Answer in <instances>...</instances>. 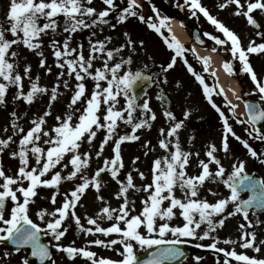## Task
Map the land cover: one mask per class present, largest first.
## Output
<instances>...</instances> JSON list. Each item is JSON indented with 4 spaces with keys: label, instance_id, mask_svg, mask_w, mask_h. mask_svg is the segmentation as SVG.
Segmentation results:
<instances>
[{
    "label": "snow or ice",
    "instance_id": "1",
    "mask_svg": "<svg viewBox=\"0 0 264 264\" xmlns=\"http://www.w3.org/2000/svg\"><path fill=\"white\" fill-rule=\"evenodd\" d=\"M188 5L192 14L195 15L197 11L203 13L205 17L215 25L227 40L221 39L219 36L211 35V39L218 45L226 44L231 41V52L234 57L237 56L243 63V71L251 74V79L256 83V90H258L261 100H264V82H261L253 70L248 61V54L264 52V42L256 43L250 41L247 49L241 46L239 36L228 27L225 26L217 17L210 14L208 8L202 5L201 0H184ZM103 3L108 7L97 12V9L88 6L91 4V0H10L9 10L5 21L0 22V77L7 83L0 82V104L5 102V94L9 85H16L18 92L16 94L17 99L23 98L28 103L33 102L37 94L48 93L49 89L46 86H41L39 76L32 80L30 89L25 92L23 90V77L19 72L15 71L14 61H10L9 55L13 58L18 56L16 51H10L13 45L22 43L30 50L40 48L39 38L47 30L51 29L55 31L58 27L57 17L63 15L65 17L64 32L74 33L81 28H89L98 23H107L105 19L108 17L109 12L116 8L114 0H103ZM236 5L235 15H243L246 17L249 25L255 26L257 29L261 28V25L252 15L253 10L260 9L264 11V0H223L219 4L221 9L231 5ZM139 7L137 0H127V7L120 10L118 21L123 22L129 15L137 16L136 8ZM95 17L91 20V24L86 22L85 17ZM43 18L44 23H40ZM141 21H145L143 15H139ZM170 17L165 16L160 19L159 26L152 20L151 17L147 18L148 26L154 29L156 32L161 33L162 28H167V31L171 33ZM5 24L8 26L6 27ZM115 27V25H112ZM7 33H10L14 38H8ZM95 35V33H93ZM127 35V33H125ZM205 35H210L205 33ZM256 35L264 41V31H257ZM72 37L68 35L64 38L62 46L58 41H52V47L54 48V56L57 58L58 66L63 69L67 68L68 75H74L78 83L75 85L74 94L71 97L69 108H72L82 97L85 96L86 86L84 80L86 77H90L95 81L94 89L91 92L90 97L85 101L86 106L81 111L76 121H73V113L67 112L64 117L58 116L56 119L59 123L53 128L55 136H52L49 132H43L42 125L45 123L44 117H38L34 120L33 127L29 128L26 134L22 135L19 144V152H13L12 156H19L20 167L18 169L17 176L6 175L3 167L0 166V178H3V183L0 185V240L10 241L15 246V251L19 252L22 247L30 246V256L38 258L42 264L43 262L52 258L50 251V245L41 242V234L50 233L53 239L57 242L67 232V228H62V223L69 215V209H74L76 202L81 198V195L91 185L99 192L101 188L100 176L106 170L110 171L111 177L117 180L120 184L119 191L116 193L117 197L123 200V203L119 206V209H114L109 206H105L101 209V213L106 214L109 220L114 219L116 222L112 223L109 227H101L97 223V219L88 217L87 222L93 227L84 228L80 222V217L73 211L71 214L75 218L76 224L80 229L86 233H103L105 235L111 233H117L121 235L119 240H111L105 242L101 239H95L90 243L95 245H115L120 243L123 245V252L121 253L122 259L112 260L107 258H100L98 260L93 259L96 254L92 251H88L84 248H76L72 246H62L59 243L53 245L58 251L62 250L68 254L70 258H74L76 254H82L84 257L93 259V264H164V261L175 260L181 256H184L182 249L175 245L186 243V240L179 239L180 237L186 238H198L205 239L215 230L217 225L222 226L224 219L221 218L217 221L213 220L214 216L225 213L226 207L231 203L234 205V210L228 212L227 216H232L237 213H242L246 221H248L249 211L251 209L264 208V178H256L249 174L245 170V161L240 160L232 165V170L226 175V169L222 165L221 160L214 154L216 152V146L211 145L206 153L209 158L207 161L199 160L198 164L201 169L198 175H189L187 173V166L190 163L189 157L192 155L190 152L182 150L180 143L177 139L174 150L169 151V155L162 158H157L153 162V176L152 183L143 186L141 189L144 192L149 193L148 197L142 201L143 208L139 214H130L134 211V201L128 199V192L130 188H136L133 183V177L131 173L127 174L126 182L119 180L120 169L123 168L122 156H121V143L124 141H135L139 139V136L135 135L137 129L144 126L151 127L149 120H155V113L149 107V103L145 100L142 104L137 105L136 93L133 91L138 81L151 80L150 76H145L142 71L133 72L131 68L123 70L126 64H131V58L127 60H121L120 62L109 64L114 54H118L124 47L106 49L104 40H96L92 42L90 39V54L85 57L82 48L83 45H79V51L77 48L70 47V41ZM106 39H111L106 38ZM199 39V37H197ZM169 48H174L176 53L182 54L184 51V45L173 34L169 37H165ZM132 41L129 40V44ZM143 42L141 41V44ZM215 50V49H214ZM106 52V59L103 62L102 67H93V61L96 59L95 53ZM73 53H76L74 58H67ZM43 57V53H38ZM66 58L64 63H59L61 58ZM175 56L172 57L171 63L167 64L164 69L166 72L171 69L175 64ZM205 64V70H208L207 62L208 57H201ZM187 63V61H185ZM41 67H46V61L42 58L40 60ZM225 69L231 73L233 71L230 62L224 63ZM189 71H193L191 65H188ZM31 70V65H26L24 68V74L28 75ZM50 72L51 69L49 68ZM195 74V73H194ZM63 76L64 73L59 74ZM214 75V74H213ZM31 79V77H30ZM196 79L204 85V92L211 101V93L215 88L219 89V94L224 95V89L219 85L214 88H209L204 83V78L200 75H196ZM101 82H104L102 84ZM166 82V78H165ZM64 87H68V81L63 82ZM59 83L52 87L50 90V99L55 101L58 95ZM123 96L125 99L126 107L124 109H116L114 105L118 102V97ZM239 98V97H237ZM162 99V97H161ZM226 99V96H225ZM231 105V101H227ZM107 105L104 115H99L101 105ZM137 107L146 110L151 115L148 119H141L139 122H134L133 113ZM213 107L217 108L220 112L221 118L224 120L225 136L223 141V149L228 151L229 145L227 142V134L231 133L237 140L248 149L253 157L260 158L261 155L254 148L249 145L247 140H243L238 136L228 124L227 117L224 112L213 104ZM233 109L235 106H232ZM248 108V123L253 125L252 130L246 129L248 135L255 139L264 141V130L260 126H257L259 121H264V107L259 104L246 102ZM77 111H80L77 109ZM126 112V117H125ZM50 114L46 112L45 115ZM189 112H185L184 116L187 118ZM11 115L16 117V113L12 112ZM164 115L170 120H175V117L171 111H165ZM125 120L126 123L132 125V135H121L114 142V157L111 159L105 158L104 167H100L96 170L95 174L90 177L86 174V168L89 164L90 153L79 151L81 142L86 139L89 144L97 135L96 128H106L107 135L100 144V149L103 150L105 144L109 142L112 136L115 135V129L117 127V120ZM101 120L104 123H101ZM244 123V121H240ZM184 124L183 120L176 121L167 130V136H174ZM14 128L16 127L15 121H13ZM22 132L23 129H20ZM164 133V129L160 130ZM47 136L48 139L44 140L45 144L51 145L47 149L42 148L37 142L41 139V133ZM12 140L9 136L7 139H0V152H3L4 146ZM29 145L31 148L29 149ZM161 148L169 150V142L165 139L159 141ZM31 152L36 157L37 165L40 167L28 168V152ZM70 155L68 163H65L63 167L66 169L71 165L72 170L68 172L67 176L62 177L60 171H55L51 175L50 179H41L51 169H54L57 165L61 164L65 156ZM101 152H96V156L99 157ZM197 155H199L197 153ZM136 159H139L137 157ZM214 163L217 165L215 172L210 170V165ZM109 165L111 167L109 168ZM80 174L81 183L77 184L70 193V199L65 198L61 207L56 208L52 212H48L47 209H41L37 215L41 221L44 220L46 215L53 217V219L46 222V227L42 228L40 224L35 223L29 216V203L33 197L37 195L36 188L38 185L55 186L59 185L62 179L72 180ZM226 175V178H225ZM141 178L144 174L140 173ZM217 179L230 190V194L227 197L216 200L214 203L209 202L207 199L198 198L199 189L207 180ZM27 180L28 186H23V181ZM15 184H20V187L13 188ZM179 188L183 192L184 198H180L176 195V189ZM249 191L251 194L247 199L241 197L242 191ZM211 191V189L209 190ZM17 192L23 196L22 202H20ZM216 195V193H212ZM11 199L15 202V205L10 210L8 218L5 217L6 200ZM52 202L55 203L56 196L53 194ZM98 199L103 200V196H99ZM165 201L168 202L167 206H164ZM131 206V207H130ZM179 208L180 215L184 219L182 226H171L167 220H171L176 213L174 209ZM118 213V214H116ZM58 214V215H57ZM162 221L157 225V220ZM123 222L124 227H121ZM207 224V229L203 231L202 235H198L197 229L201 228L202 224ZM251 225V221H248ZM144 227L149 235L143 234L140 229ZM244 225H241V229ZM160 238H156L153 233H157ZM172 233L173 240H165L166 233ZM249 237H251L249 239ZM256 239L255 233L245 232L242 236V247L254 246ZM133 241L138 242L141 248L152 247L154 245H168L167 247L157 248L156 251L148 254L147 259H141L138 257ZM229 243L231 241H225ZM203 246V245H200ZM206 247L216 249L219 252L225 254L226 257H234L237 261H246L248 264H264V259H257L255 257H249L243 253L238 254L235 250L228 251L224 248H217V243L214 242ZM259 251V249H256ZM10 255V253H5ZM199 259V257H197ZM21 264H29L27 257L22 259ZM52 264H56V261L52 259ZM225 264H229L226 259Z\"/></svg>",
    "mask_w": 264,
    "mask_h": 264
},
{
    "label": "rangeland",
    "instance_id": "2",
    "mask_svg": "<svg viewBox=\"0 0 264 264\" xmlns=\"http://www.w3.org/2000/svg\"><path fill=\"white\" fill-rule=\"evenodd\" d=\"M165 1V0H164ZM171 1V0H170ZM203 2L207 0H202ZM215 0H210V14L217 17L222 23L228 25L229 29L234 31L240 38L241 46L247 49V46L250 41L258 42L256 32L248 24L246 17L243 15H235L236 5L231 4L223 9L219 7V1L214 2ZM10 0H0V22L5 21L7 12L9 10ZM116 8L109 12L108 17L105 19L107 23H98L89 28H81L74 33L64 32L65 27V17L59 15L57 19V29L55 31L49 29L46 33L42 34L39 38L40 48L30 50L25 47L22 43H18L12 46L10 51H16L18 56L13 58L9 55L10 61L15 63V71L19 72L23 77V90L27 92L30 89L32 80H35L39 76L38 83L41 86H46L49 89L48 93L37 94L33 102L28 103L23 98H15L18 92L16 85H9L8 90L5 94V102L0 104V139H7L9 136L12 137V140L8 143L7 146H4L3 152H0V166L3 167L6 175L17 176L18 169L20 167L19 156H12L13 152L18 153L20 149L19 141L22 135L26 134L29 128L33 127V121L38 117L43 116L45 123L42 125L43 132H49L52 136H55V133L52 131L53 128L59 123L56 119L58 116L64 117L65 114L69 111L73 113V121L75 122L78 116L81 114V111L86 106V99L90 97L91 92L94 89L95 81L90 77H86L83 81L86 86L85 96L81 98L72 108H69L71 102V97L75 91V85L78 83L74 75L69 76L67 68L61 69L58 66L57 58L54 56V48L52 47V41H58L62 46L63 40L68 35H71L72 39L70 41V47L77 48L78 51L79 45H83L82 51L87 57L90 54V39L92 42L96 40H104L106 49H116L120 48L121 45L124 47L120 50L118 54H114L112 60L109 61V64L120 62L121 60H126V58H131V64H126L123 70L131 68L133 72L135 71H144V72H155L154 80L155 86L147 93V96L143 101L147 100L149 107L152 112L155 113V120H149L151 127L144 126L140 129H137L135 135L139 136L138 140L135 141H124L121 143V156L123 162V168L119 172V180L126 182V177L128 173H131L133 177V183L136 188H130L128 192V199L134 201L135 208L134 211L130 214H139L142 211L143 204L142 201L146 199L149 193L144 192L141 189L143 186L152 183V168L153 162L157 158H162L169 155L170 150H174V145L177 140L174 139V136H167V129L160 124H167V126H172L173 123L179 120H183L184 124L181 129L177 131L175 135L180 134V146L182 150L190 152L192 155L189 157L191 169L189 175H198L201 171L198 161L205 160L209 158L206 156L207 151L211 145L216 146V152L214 153L220 160L222 165L226 169V173H230L232 170V165L237 163L240 160L245 161V170L246 172L250 170L251 165L256 164L254 157L250 154L248 149L245 146H241V141L237 140L231 133L227 135L228 141V151L225 152L223 149L224 137H221V133L224 131V120L220 116V112L215 114L213 104H215L220 111L224 114L230 112V108L235 106L232 114V119L243 118L241 115L240 106L233 103L228 104L227 101L218 93L215 89L211 93V101L204 92V85L196 79V75H200L204 78V83L208 85L209 88H214L213 81L210 80V73L204 70L201 72L198 65H195L194 60L190 57L192 51L184 46L185 54L176 55L174 48H169L168 43L165 40V37H169L166 28H162L163 35L156 37L151 33L152 28L148 26L147 18L153 15L150 13V6L153 5L152 1L147 0H137L139 7L135 10L138 13L137 16L129 15L127 19L123 22L118 21V16L120 10L126 6H122V0H114ZM241 3H244V0H241ZM92 6L97 9V12L108 7L103 3V0H91ZM190 13V12H186ZM183 13L182 15H184ZM139 15H143L146 19L141 21ZM253 15V14H252ZM93 17H85L86 22L91 24ZM46 21L41 18L40 23ZM156 22V21H155ZM157 23V22H156ZM158 24V23H157ZM115 25V27H112ZM199 29L203 27V22L201 24H196ZM7 27L8 25L5 24ZM190 27L189 25H187ZM191 28V27H190ZM202 30V29H201ZM189 31V30H188ZM95 33V35H93ZM127 33V35H125ZM8 38H14L10 33H7ZM111 39H106V38ZM170 39V37H169ZM129 40L132 41L129 44ZM141 41L143 42L141 44ZM262 41V40H261ZM216 44V43H215ZM220 46L216 44L213 53L218 54L221 58V63L223 64L228 60H232L235 63V74L229 73L231 77H235L237 84L240 85V81L244 83L245 88L252 92L253 88L256 87V83L251 79V74L243 71V63L239 60L238 54L236 57L233 56L231 52V43H228V47L225 46L228 50L226 54L220 52ZM207 50V49H205ZM42 52L43 57L38 53ZM261 53V52H260ZM258 53L255 57V53L248 54L249 63L255 71L257 78L264 82L263 76L261 75L264 72V52ZM96 59L93 61V67H102L104 60L106 59V52H98L94 54ZM76 53H73L67 58H74ZM175 56V64L171 69H168L166 72L164 69L167 67L168 63H171L172 57ZM255 57V58H254ZM44 59L46 61V67H41L40 60ZM66 58H61L59 63H64ZM187 61V63L185 62ZM200 64V63H199ZM26 65H31V70L28 75L24 74V68ZM188 65H191L193 71H189ZM201 65V64H200ZM51 69L49 72L48 69ZM63 72L64 75L60 76L59 74ZM195 73V74H194ZM31 77V79H30ZM166 78V82H165ZM68 81V87L65 88L63 82ZM0 82L7 83L0 77ZM59 83L58 95L55 101L50 99V90L52 87L56 86ZM104 84V82H101ZM106 86V84H104ZM157 87L161 88L173 102V107H177L178 110H174L165 107L162 102L159 101L157 96ZM240 91L242 93L241 87ZM245 93V91H244ZM243 94V93H242ZM247 96V95H245ZM257 100H262L259 97H254ZM118 102L114 105L116 109H124L125 99L123 96L117 98ZM206 101H205V100ZM238 98L236 97L237 101ZM238 102V101H237ZM107 105H101L99 115L102 117L106 111ZM79 109L80 111H77ZM165 111H171L175 117V120H170L164 115ZM12 112L16 113V117L11 115ZM46 112L50 114L45 115ZM189 112V116L185 118L184 113ZM228 113V114H230ZM140 109L137 107L136 111L133 113L134 122L141 119H147L146 115H141ZM212 120H208L209 117ZM126 117V112H125ZM221 122L219 121V119ZM244 119V118H243ZM13 121H15L16 127L13 126ZM162 121V122H158ZM231 122V120L229 121ZM101 123H104L101 120ZM97 131L96 137L93 139L91 144L84 139L81 142V147L79 151L89 152L90 159L89 164L86 168V174L90 177L95 174L96 170L100 167H104L105 158L111 159L114 157V142L121 135H132V125L125 122V120H117V127L115 129V135L105 144L103 150L100 149V144L104 140V137L107 135L106 128H96ZM233 131L240 136L243 140H247L249 145L252 146L253 143H258L259 150H264V145H260L261 141L256 140L253 137L248 135L246 131V126L231 125ZM20 129H23L21 132ZM161 129H164V133H161ZM251 130V128H249ZM41 133V139L37 143L44 149L51 146L44 143V140L48 139L47 136ZM165 139L169 142V150H165L160 147L159 141ZM257 141V142H256ZM264 144V142H263ZM244 145V144H243ZM29 149L31 145L28 146ZM100 151L101 155L96 156V152ZM225 152V153H224ZM197 153L199 155H197ZM264 154V153H263ZM70 155L65 156L61 164L57 165L54 169H51L46 173L41 179H50L51 175L55 171H60L62 177L67 176L68 172L72 170L71 165L68 168H64L63 165L68 163ZM139 157V159H136ZM262 160H264V155H261ZM28 168L40 167L42 165H37L36 157L30 151L28 152ZM258 164V163H257ZM262 172L264 173V162L263 164L259 163ZM111 165H109V168ZM217 165L212 163L210 165V170L215 172ZM143 173L144 176L141 178L140 173ZM101 180V188L99 192L95 190L91 185L85 190L81 195V198L76 202L74 209H69L68 215V226H78L75 222V218L72 216L74 211L77 216L80 217V222L83 227L86 229L94 225H89L87 222L88 217L97 219V223L102 227L105 225L107 216L106 214L101 213V209L105 206H109L114 209H119V206L123 203V200L118 198L116 193L119 191L120 184L117 180L111 177L110 171L106 170L99 177ZM80 174L72 180L62 179L59 185L55 186H44L38 185L36 188L37 195L33 197L29 203V216L37 215L38 211L41 209H47L48 212L54 211L56 208L61 207L65 198H71L70 193L75 188V186L81 183ZM3 183V178H0V185ZM23 186H28V181L24 180ZM13 188L20 187V184H15ZM223 186L215 179L207 180L203 186L199 189L198 198L207 199L209 202L214 203L216 200L227 197L222 190ZM211 189V191H209ZM2 190V189H0ZM216 193L213 195L212 193ZM55 194L56 200L55 203L52 202V196ZM230 194V193H229ZM228 194V195H229ZM176 195L180 198H184L183 192L177 188ZM20 202L23 200L21 193L17 192ZM99 196H103V200L98 199ZM168 204L165 201L164 206ZM15 205V202L11 199L6 200L5 207V217L8 218L10 215L11 208ZM131 207V206H130ZM232 208L234 205L232 204ZM180 209H174L176 215L172 217L171 220H167L171 226H182L185 222L183 217L180 215ZM118 214V213H117ZM58 215V214H57ZM220 215V214H219ZM217 215V217L219 216ZM214 218V217H213ZM53 219V217L46 215L44 218V224L48 220ZM236 221L231 222V228L229 230V243H226V238L224 236V230L220 225H217L215 230L210 234L208 238L203 240L198 238H186L180 237L179 239L186 241H194L198 245L207 246L211 243H217V247L226 248L229 247L230 250H235L238 254L243 253L248 256L256 258V254L260 253V258H264V251H257L255 245L250 247H242V236H238L237 223L241 225L240 217L236 218ZM162 221H160L161 223ZM2 225V224H0ZM79 227V226H78ZM94 229V228H93ZM207 229V224H202L200 229H197L198 235H202L203 231ZM241 231V230H240ZM256 235V234H255ZM160 238V237H159ZM165 239H175L172 233H166ZM250 239V237H249ZM261 242V238L256 235V239ZM240 250V251H239ZM252 252V254L250 253ZM215 258L219 262H224L225 259H221L220 256L215 255ZM234 258V257H233ZM197 262L196 260H193ZM216 261V262H218ZM229 261V264H237L234 261ZM207 261H203L206 263ZM190 261L185 262L188 264ZM21 264V263H20Z\"/></svg>",
    "mask_w": 264,
    "mask_h": 264
},
{
    "label": "flooded vegetation",
    "instance_id": "3",
    "mask_svg": "<svg viewBox=\"0 0 264 264\" xmlns=\"http://www.w3.org/2000/svg\"><path fill=\"white\" fill-rule=\"evenodd\" d=\"M219 1V3L222 0H215L214 2ZM160 3V2H159ZM201 3L203 6L208 8L210 11L211 7L210 5V0H207L203 2L201 0ZM165 6H161L162 9L168 10L170 7V11L176 15H180L181 17L183 16L182 14L185 13V18L187 24L193 26L196 23L201 24L203 22V27L201 29L206 33L208 30L211 28V24L206 20V17L203 15V13L197 11L195 15L192 14L191 8L185 4L184 0H172L168 1L167 3H164ZM190 12V13H186ZM253 16L257 20V22L261 25L260 29H257L255 26L254 28L256 29L255 31H264V11H261L260 9H255L253 10ZM204 33V38L207 40V35ZM257 39H260V37L257 36ZM258 43V42H256ZM263 53V52H261ZM260 53V54H261ZM258 54V53H257ZM255 55V57L257 56ZM255 91H257L255 89ZM255 95V92L252 93ZM170 109L174 110L175 112L178 110V108L173 107L172 103L169 107ZM142 112L145 113L148 117L151 115V113H148L146 110L142 109ZM209 117V116H208ZM208 120H212L211 117L208 118ZM240 121H243L241 118H236V127L238 126H244V123H240ZM137 122V121H136ZM162 122V121H158ZM168 124V123H167ZM167 124H160V126H164L165 129H169L171 126H167ZM262 130H264V125L262 126ZM225 136V135H224ZM175 140H180V134L178 133L177 135H174ZM224 139V138H223ZM228 142V141H227ZM225 153V152H224ZM256 164L251 165L250 170L247 171L249 174H252L253 176H257L259 178H264V173L262 172V168H260L259 163L261 162L259 159L254 157ZM257 159V160H256ZM258 163V164H257ZM191 163L187 166V173H189L190 169L192 168ZM228 173H226L227 175ZM225 175V178H226ZM217 181V179H215ZM218 182L223 186L222 190L226 196L230 193V190L222 183V181L218 180ZM249 192L242 191L241 192V197L243 199L248 198ZM234 208H232V204L230 203L225 210V213L220 214L218 217L214 216L213 220L217 221L221 218L224 219V224L221 226V228L224 230V236L226 238V241H229V230L231 228V222L236 221L237 217H240L241 219V225H244V228L241 229V225L239 226L237 223V230H238V236H243L245 232L247 233H255L258 237L261 238V242L258 240L254 241V245L256 248L259 250L264 251V213H257L254 211V209H251L249 211V216H248V221H251V225H249L248 221H246L243 217L242 213H237L232 216H227L228 212H232ZM70 212V210H69ZM117 214V213H116ZM31 219L41 225L42 228L46 227V224H44V221H41L38 217V215H32ZM116 221L114 219L109 220L107 218L106 223L102 227H109L112 223H115ZM160 223V220H157V225ZM1 226V225H0ZM62 228H67V232L65 235L61 238L59 242L55 241L50 233L44 234L43 235V242L45 244H49L50 251L52 253V258L50 260H47L44 262V264H52V259L56 261V264H93V259H100V258H107V259H112V260H120L122 259L121 253L123 252V245L120 243H117L115 245H95L90 243L91 241L95 239H101L104 240L105 242L111 241L113 239L119 240L121 239V235L117 233H111L108 235H105L103 233H98L93 231V233H86L80 229L78 226H68V217L65 219V221L62 223ZM95 228V226H92ZM121 227H124L123 222H121ZM241 230V231H240ZM140 231L145 234L149 235L144 227H141ZM156 238H159L158 232L153 233ZM251 238V237H250ZM164 239V238H163ZM59 243L62 246H72L76 248H84L88 251H92L96 254V256L93 259H89L87 257H84L82 254H76L74 258H70L68 254L62 250H57L53 245ZM135 251L137 255L142 254L145 250H147L149 247L145 246L144 248H141L138 242L133 241ZM183 244H194V246L190 249L189 255L186 258V262L190 261L188 264H225L224 262H219L216 258L215 255L220 256L221 259H227L229 260L230 258H227L224 253L217 251L216 249H211L206 246H197L194 241L188 240L186 243ZM218 248V247H217ZM219 249V248H218ZM226 250H230L229 247L224 248ZM240 251V250H239ZM5 253H10V255H5ZM252 254V252H250ZM28 257V250L26 249H21L19 252H16L13 247L6 246L2 243L0 240V264H20L22 262V259ZM199 257V259H197ZM252 257V256H249ZM257 259H264L260 258V253L256 254ZM193 260H196L197 262H194ZM185 261L181 264H184ZM203 261H207L206 263H203ZM218 261V262H216ZM29 264H35L33 261L29 260ZM238 264H243V261H239Z\"/></svg>",
    "mask_w": 264,
    "mask_h": 264
},
{
    "label": "bare ground",
    "instance_id": "4",
    "mask_svg": "<svg viewBox=\"0 0 264 264\" xmlns=\"http://www.w3.org/2000/svg\"><path fill=\"white\" fill-rule=\"evenodd\" d=\"M171 26V35H175L176 38L184 45H188L192 52L200 55V57H208L207 66L209 71L212 73L216 85H219L224 89V98L228 101L235 103L236 97L239 95L240 89L236 80L231 77L223 68L221 63V58L218 54L213 52L203 50L199 46L195 45L191 41V36L189 31L185 30L182 23L177 19H171L169 21ZM241 111H243L240 105Z\"/></svg>",
    "mask_w": 264,
    "mask_h": 264
},
{
    "label": "water",
    "instance_id": "5",
    "mask_svg": "<svg viewBox=\"0 0 264 264\" xmlns=\"http://www.w3.org/2000/svg\"><path fill=\"white\" fill-rule=\"evenodd\" d=\"M145 76H149L148 74L144 73ZM152 85V82L150 80H141V81H138L135 88L133 89V91L136 93V96H137V100L138 101L139 99H141V97L145 94L146 90L149 89ZM163 95L161 94L160 97H162ZM246 102H251V103H254V104H257L256 102L254 101H251V100H245L243 102L244 104V108H245V112L248 116V108L246 107ZM249 118V116H248ZM262 121H259L257 124H260ZM9 243H11L10 241H7ZM168 245H157L155 246L153 249H151L150 251H148V253L145 255V259L148 258V254L151 253V252H154L156 251L157 248H160V247H167ZM176 247L180 248L183 250L184 252V256L186 254L185 250L183 247H180V246H177L175 245ZM24 247H29L30 248V251H31V247L30 246H24ZM184 256H181L179 257L178 259H175V260H167V261H164L165 264H176L178 263L179 261H181V259H183ZM31 257V256H30ZM34 258V257H32ZM37 260H39L38 258H35ZM40 261V260H39ZM41 262V261H40ZM42 263V262H41Z\"/></svg>",
    "mask_w": 264,
    "mask_h": 264
}]
</instances>
